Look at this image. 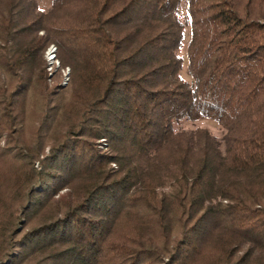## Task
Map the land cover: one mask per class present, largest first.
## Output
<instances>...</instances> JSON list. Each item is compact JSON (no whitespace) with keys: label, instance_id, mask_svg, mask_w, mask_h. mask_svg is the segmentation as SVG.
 <instances>
[{"label":"trees","instance_id":"1","mask_svg":"<svg viewBox=\"0 0 264 264\" xmlns=\"http://www.w3.org/2000/svg\"><path fill=\"white\" fill-rule=\"evenodd\" d=\"M50 1L0 0V264H264V0Z\"/></svg>","mask_w":264,"mask_h":264},{"label":"rangeland","instance_id":"2","mask_svg":"<svg viewBox=\"0 0 264 264\" xmlns=\"http://www.w3.org/2000/svg\"><path fill=\"white\" fill-rule=\"evenodd\" d=\"M39 3H40V7L44 10L49 8L51 5L50 0H39ZM51 44H54L57 47V51H56L57 57L56 58H58L59 65H57V62L52 63V61L48 60L47 49ZM51 44H49V46L46 48L45 53H44V58L46 61V66H47L46 68H47V73H48L49 84L51 86L58 85V84H60L61 86H64V87L68 86L71 82V79H72L71 67L70 66H63L61 59H60V56H59L58 45L55 43H51ZM200 124L209 126L212 129V131L218 136L221 133L220 131H218V129L216 128L217 127L216 123L213 121L203 120L200 122ZM103 140H105V139H102L101 141H103ZM102 143H105V144L100 145V147L103 149L106 148L107 142L103 141ZM37 165H39V163H37ZM113 165L115 166L116 164H113Z\"/></svg>","mask_w":264,"mask_h":264},{"label":"built area","instance_id":"3","mask_svg":"<svg viewBox=\"0 0 264 264\" xmlns=\"http://www.w3.org/2000/svg\"><path fill=\"white\" fill-rule=\"evenodd\" d=\"M57 47L54 44H51L48 49H47V54H48V60L52 61V63L57 62V65H59V61L57 57ZM53 65V64H52Z\"/></svg>","mask_w":264,"mask_h":264}]
</instances>
